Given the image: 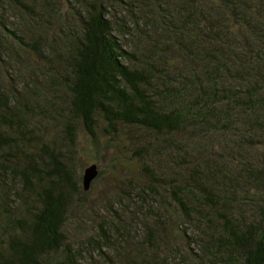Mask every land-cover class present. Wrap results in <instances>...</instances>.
<instances>
[{
    "label": "trees",
    "instance_id": "trees-1",
    "mask_svg": "<svg viewBox=\"0 0 264 264\" xmlns=\"http://www.w3.org/2000/svg\"><path fill=\"white\" fill-rule=\"evenodd\" d=\"M0 29L32 72L0 85V264H168L169 211L193 263L264 264V0H0ZM98 128L143 182L95 213L67 143Z\"/></svg>",
    "mask_w": 264,
    "mask_h": 264
},
{
    "label": "rangeland",
    "instance_id": "rangeland-1",
    "mask_svg": "<svg viewBox=\"0 0 264 264\" xmlns=\"http://www.w3.org/2000/svg\"><path fill=\"white\" fill-rule=\"evenodd\" d=\"M65 7V6H64ZM6 20V19H4ZM12 26H17L18 21L14 17L6 21ZM2 29H0V34H2ZM26 34L25 41L32 43L29 39V36H36L39 34L38 29L25 26ZM14 44H18L15 42ZM23 50H27V47H22L19 45V49L15 50L17 58H10L9 61H0V85L1 87H6L9 83L13 85V88H16L17 82L23 81L21 79V72H26V75H32L29 69L25 68L23 64ZM32 64L39 65V60L31 54ZM35 69V67H33ZM25 81V80H24ZM97 138L95 140H90L88 136H85L81 130H77L76 143L74 146L67 143L68 149L72 152L70 154L72 165L74 170L82 176L83 170L91 164H95L97 167V176L90 183L89 189L86 192H83L81 189V184L79 181V187L82 192L81 196L83 201L86 202V207H92L94 212H98V206H102V203L110 201L114 195H118L123 190H129L127 180L133 179L137 182H143V177L138 175V167L136 166L135 161H131L128 158L131 157V153L124 152L120 150L121 145L125 142L123 139L116 138V140L110 138L104 133L102 134L101 130L98 128L96 130ZM146 205V204H145ZM144 205V207H145ZM169 211L168 207H165ZM93 211L89 214L96 215ZM169 213L168 222H167V231H169L168 242L166 248L163 249L166 254V259L168 264H197L193 263V260H198L197 252L198 247L196 244L199 241L195 235L192 239L193 243H190L189 237H192L193 229L195 227L182 226L184 222L181 221L179 215ZM130 220L129 218H127ZM136 221V222H135ZM133 225L131 226L134 229V238L140 240L142 233L144 232L143 228H139V223L135 218ZM186 230L187 235H183L180 229ZM80 234H84V237L88 234L87 230L78 228L72 236L73 244L75 250L82 252L84 254L83 262L87 261L94 263L100 253L97 250H93L91 247H84L81 242ZM188 237V238H187ZM103 254H107L106 250H101ZM199 254L203 253L199 251ZM90 255V256H89ZM205 259V257H203Z\"/></svg>",
    "mask_w": 264,
    "mask_h": 264
},
{
    "label": "water",
    "instance_id": "water-1",
    "mask_svg": "<svg viewBox=\"0 0 264 264\" xmlns=\"http://www.w3.org/2000/svg\"><path fill=\"white\" fill-rule=\"evenodd\" d=\"M97 176V167L95 164H91L86 167L82 172V190L86 192L89 189L90 183Z\"/></svg>",
    "mask_w": 264,
    "mask_h": 264
}]
</instances>
